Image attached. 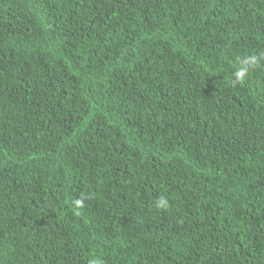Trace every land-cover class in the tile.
<instances>
[{
    "label": "trees",
    "instance_id": "16d2710c",
    "mask_svg": "<svg viewBox=\"0 0 264 264\" xmlns=\"http://www.w3.org/2000/svg\"><path fill=\"white\" fill-rule=\"evenodd\" d=\"M261 52L264 0H0V264H264Z\"/></svg>",
    "mask_w": 264,
    "mask_h": 264
},
{
    "label": "clouds",
    "instance_id": "9594fccd",
    "mask_svg": "<svg viewBox=\"0 0 264 264\" xmlns=\"http://www.w3.org/2000/svg\"><path fill=\"white\" fill-rule=\"evenodd\" d=\"M262 61H264V52L237 57L236 67L232 73L233 82L244 83L250 72L254 70L255 67L258 66ZM73 203L76 207L83 206L82 199H77ZM167 204L168 202L164 197H160L156 201L157 208H166ZM90 264H100V262L98 260H92L90 261Z\"/></svg>",
    "mask_w": 264,
    "mask_h": 264
}]
</instances>
